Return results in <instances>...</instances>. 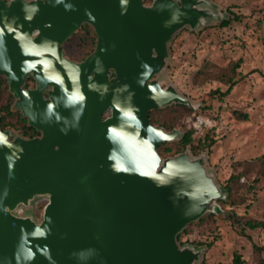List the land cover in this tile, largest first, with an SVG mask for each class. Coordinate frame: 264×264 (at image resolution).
I'll use <instances>...</instances> for the list:
<instances>
[{
    "label": "water",
    "instance_id": "obj_1",
    "mask_svg": "<svg viewBox=\"0 0 264 264\" xmlns=\"http://www.w3.org/2000/svg\"><path fill=\"white\" fill-rule=\"evenodd\" d=\"M173 15L179 22H172ZM227 17L210 0H129L126 10L120 0H0V74L14 108L39 132L26 137L0 127L8 142L0 144V264L201 261L205 247L180 243L178 234L203 215L218 213L227 189L206 164L207 150L193 154L186 147L162 156L158 146L180 139L183 130L152 123L149 112L172 104L199 108L173 83L161 81L170 43L182 28L198 30ZM84 23L95 31V46L74 61L61 46ZM28 77L34 87H24ZM78 90L87 98L79 116L81 103L70 100ZM129 106L140 108L138 137L134 125L118 120L117 108ZM149 124L175 139L160 140L147 131ZM110 125L128 138L107 140ZM144 139L160 157L157 174L171 164L160 187L150 178L114 174L106 161L114 148L122 157L141 156L150 167L154 161ZM209 179L219 198L198 192ZM39 199L46 203L36 217Z\"/></svg>",
    "mask_w": 264,
    "mask_h": 264
},
{
    "label": "rangeland",
    "instance_id": "obj_2",
    "mask_svg": "<svg viewBox=\"0 0 264 264\" xmlns=\"http://www.w3.org/2000/svg\"><path fill=\"white\" fill-rule=\"evenodd\" d=\"M210 1L228 17L232 11L242 18L226 26L214 19L198 30L182 28L170 43V61L161 81L173 83L199 103L190 114L177 109L167 116L173 128L191 131L194 145L206 136L214 138L210 148L198 153L208 151L206 164L225 187L230 174L241 168L238 162L264 153V0ZM65 49L75 57L83 52L78 35ZM233 63H238L236 83L225 95L211 94L227 89L229 85L215 75ZM199 69L203 74L197 75ZM239 183L236 204L220 202L222 209L214 217L190 224L178 239L205 247L198 264H264V174L250 170L240 176ZM45 203V199L36 201V217ZM198 241L203 243L197 245Z\"/></svg>",
    "mask_w": 264,
    "mask_h": 264
},
{
    "label": "trees",
    "instance_id": "obj_3",
    "mask_svg": "<svg viewBox=\"0 0 264 264\" xmlns=\"http://www.w3.org/2000/svg\"><path fill=\"white\" fill-rule=\"evenodd\" d=\"M231 16L222 19L219 22V26H226L228 25L232 20H240L242 18V15L234 13L230 11ZM76 35H78L80 43L83 44V52L80 54L81 58L85 57L89 52L93 49V43L95 39V34L91 30V26L87 23H84L77 31ZM238 63H233L229 65L227 68L220 69L218 73L215 75L219 80L223 81L224 83L228 84L229 86L225 91H219V90H213L211 91V94L218 93L219 95H225L228 93L232 87L237 81V76L239 75V72L237 71ZM203 74L202 70L197 71V75ZM206 78V76L202 77ZM13 95L10 93L8 84L6 81V78L4 75L0 74V127L5 129H15L19 133L25 136H32L37 134V130L28 124L27 119L21 114V112L18 109H15L13 106ZM180 109L182 112L190 114L193 112V109L188 107L184 104H172L165 106L163 108L153 109L149 112V116L151 119V122L154 124L162 125L165 129L170 130L174 127V123L172 122L171 118H168V114L172 110ZM168 113V114H167ZM244 118H246V115H242ZM191 131L185 130L183 131V134L180 139L172 142H164L161 143L158 146V151L162 155L167 154H175L177 152L183 151L186 147L191 148V150L194 153H198L199 151L210 148V146L214 143V138L207 136L200 140L198 144L194 145L191 142ZM237 164L241 165L240 169H235L233 173L230 174V176L227 178V181L225 183V188L228 192V199L226 200H220L222 204H236V200L234 199V193L236 190H238L241 186V183H239L240 176L243 174H247L250 170H256L259 174H264V153L256 157L252 160H246L244 162H238ZM257 179V178H255ZM209 217H214L213 213H207L203 215L201 218H199L196 221H193L189 223L182 232L178 234V239L180 240L181 235L186 232L187 227L190 224L200 222L203 220L208 219ZM181 241V240H180ZM203 242L198 241L196 244H202ZM210 246V243H208ZM264 249V247H263ZM235 261L240 262L241 259L235 255Z\"/></svg>",
    "mask_w": 264,
    "mask_h": 264
},
{
    "label": "clouds",
    "instance_id": "obj_4",
    "mask_svg": "<svg viewBox=\"0 0 264 264\" xmlns=\"http://www.w3.org/2000/svg\"><path fill=\"white\" fill-rule=\"evenodd\" d=\"M61 2H62V0H57V3H61ZM128 3H129V0H120L121 7L125 8V10H126ZM65 7L68 8L70 6L65 5ZM26 19L31 20L32 17L28 16V17H26ZM172 22H179V18L177 16L173 15ZM170 24H171V22L165 21V27H169ZM2 35H3V32L0 31V36H2ZM113 47H114V45H113ZM100 51L103 53L106 51V49L101 48ZM97 60H99V58H97ZM49 79H56L57 83L60 82L55 77H49ZM103 87H104L105 91H107V85H104ZM123 87L128 88L129 86L123 85ZM89 88L95 89L96 85L90 84ZM150 91L153 92L154 94H157V95L165 94L163 90H161L160 92H157L156 88H151ZM133 95H134V93H133ZM150 98H154V97H150ZM86 99L87 98L83 94V92H80L79 90L77 91L76 94H73L70 97V100L72 102H80L81 103V110L78 113V116L83 114V107H84L83 102H85ZM48 111L49 112L52 111V105L51 104H49V106H48ZM117 111H119V113H120L118 120L122 121V122H126L130 126L134 125L135 126V136L138 137L140 129L143 128L142 121L140 120L139 116L137 115V113L140 111V108L138 106L137 107H132V106L118 107ZM60 131L64 135H67V132L63 128ZM147 131L149 133H155L159 137V139L162 141H172L175 139L174 136L164 132L162 129H156L151 124H149L147 126ZM0 138H2V139H0V144H7L8 143L3 132H0ZM105 138L109 141H114L117 138L127 139L128 137H127V134L125 132L117 131L116 126L110 125ZM143 144L145 146V149L151 155V157L154 161L150 167L145 166L141 156L131 155L128 157H122L121 155H119L116 152V150L114 148H112L109 150V154L107 155V159H106L108 166H109V169L114 174L124 173L128 176L135 175L138 178L143 177V178L153 179L154 181L158 182L156 186L160 187L161 185L166 183L163 172H168L169 169L171 168V164H169L168 167L165 168L161 174H157L155 169H156V167L159 166L160 157L156 153L154 146L149 142L148 139H144ZM101 167H103V165H101ZM169 174H173V173H169ZM198 192L201 194V196H207L210 199L219 198L221 196V193L219 192L217 186L210 179L208 180V182L204 188L198 189ZM207 202H208L207 200H204V203H207Z\"/></svg>",
    "mask_w": 264,
    "mask_h": 264
},
{
    "label": "flooded vegetation",
    "instance_id": "obj_5",
    "mask_svg": "<svg viewBox=\"0 0 264 264\" xmlns=\"http://www.w3.org/2000/svg\"><path fill=\"white\" fill-rule=\"evenodd\" d=\"M83 25V24H82ZM91 30L94 32V34H95V31H94V29H93V27L91 26ZM77 31V30H76ZM76 31L66 40V41H64L63 42V44H62V49L64 50V53H65V55L69 58V59H71V60H74V61H79V60H82L83 58H81L80 56L81 55H79L78 57H75V56H73V55H71V54H69L68 52H67V50L65 49V46H66V44H68L69 42H71L72 41V39H73V36H75L76 35ZM95 42H96V34H95V39H94V45H93V48H94V46H95ZM93 50V49H92ZM90 53V52H89ZM86 56V55H85ZM24 87H34V80H33V78L32 77H28L27 78V80H26V83L24 84ZM108 115V112L106 113V114H104V117L105 116H107ZM10 130H12V131H14L13 129H10ZM38 132V131H37ZM21 134V133H20ZM39 134V132L37 133V134H35V135H32V136H36V135H38ZM22 135V134H21ZM23 136H25V135H23ZM32 136H26V137H32Z\"/></svg>",
    "mask_w": 264,
    "mask_h": 264
},
{
    "label": "snow or ice",
    "instance_id": "obj_6",
    "mask_svg": "<svg viewBox=\"0 0 264 264\" xmlns=\"http://www.w3.org/2000/svg\"><path fill=\"white\" fill-rule=\"evenodd\" d=\"M0 139H2V138H0Z\"/></svg>",
    "mask_w": 264,
    "mask_h": 264
}]
</instances>
